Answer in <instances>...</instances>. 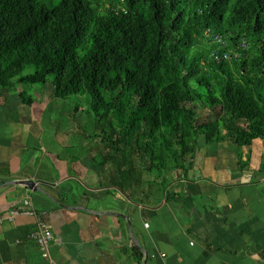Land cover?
Returning a JSON list of instances; mask_svg holds the SVG:
<instances>
[{
	"label": "trees",
	"instance_id": "1",
	"mask_svg": "<svg viewBox=\"0 0 264 264\" xmlns=\"http://www.w3.org/2000/svg\"><path fill=\"white\" fill-rule=\"evenodd\" d=\"M16 79L84 96L110 122L94 133L104 185L128 194L201 137L264 140V0H0V90ZM198 105L220 113L199 123Z\"/></svg>",
	"mask_w": 264,
	"mask_h": 264
},
{
	"label": "crops",
	"instance_id": "2",
	"mask_svg": "<svg viewBox=\"0 0 264 264\" xmlns=\"http://www.w3.org/2000/svg\"><path fill=\"white\" fill-rule=\"evenodd\" d=\"M0 264H264V140L250 147L207 144L163 178L142 176L128 190L104 185L101 139L74 113L51 108L54 92L21 113L1 107ZM22 100V101H21ZM105 168V171L108 172ZM33 180L41 191L14 182ZM53 232L50 257L29 235Z\"/></svg>",
	"mask_w": 264,
	"mask_h": 264
},
{
	"label": "rangeland",
	"instance_id": "3",
	"mask_svg": "<svg viewBox=\"0 0 264 264\" xmlns=\"http://www.w3.org/2000/svg\"><path fill=\"white\" fill-rule=\"evenodd\" d=\"M34 71L35 67L30 66L27 68L25 74H31ZM51 91L52 93L54 92V86L50 81L43 85H32L20 83L16 79L13 87L9 88L8 90H4V92L7 93V98L6 103L1 107H7V109H9V112L21 113V109L19 106L20 99H18L20 98L19 96L21 93H24V95L31 97L34 101H37L40 99V97L47 99V95H49ZM54 101L55 102L50 105L51 108L61 110L63 112L74 113L76 108L79 107V115L81 116V119L78 121V124L82 125L83 129L87 132L96 133V131L107 130L105 127L110 125V122L105 118H97L93 112H89V102H87L84 96H75L65 100L54 98ZM189 106L192 107L193 105L190 104ZM198 112L200 114L199 123H204L216 119L220 113V110L219 108L210 110L202 109L201 107H199Z\"/></svg>",
	"mask_w": 264,
	"mask_h": 264
},
{
	"label": "built area",
	"instance_id": "4",
	"mask_svg": "<svg viewBox=\"0 0 264 264\" xmlns=\"http://www.w3.org/2000/svg\"><path fill=\"white\" fill-rule=\"evenodd\" d=\"M217 42H222L221 37H216ZM218 58V57H217ZM225 58L229 59V55H225ZM25 208L19 209L15 208L10 210L7 214L0 216V222H3L4 220L14 222L17 217L21 215H36L37 212L34 210L33 205L30 201H25ZM30 239L35 241L39 248L42 251V255L45 259H48L50 257V248L51 244L54 240V234L53 232L47 227V225L40 221L35 230L32 231L29 235Z\"/></svg>",
	"mask_w": 264,
	"mask_h": 264
},
{
	"label": "water",
	"instance_id": "5",
	"mask_svg": "<svg viewBox=\"0 0 264 264\" xmlns=\"http://www.w3.org/2000/svg\"><path fill=\"white\" fill-rule=\"evenodd\" d=\"M14 183L17 185H24L31 190L41 191L39 185L33 180H24V181H18Z\"/></svg>",
	"mask_w": 264,
	"mask_h": 264
}]
</instances>
